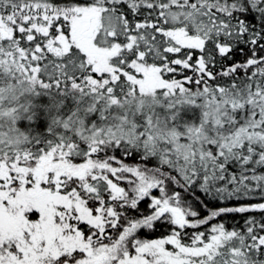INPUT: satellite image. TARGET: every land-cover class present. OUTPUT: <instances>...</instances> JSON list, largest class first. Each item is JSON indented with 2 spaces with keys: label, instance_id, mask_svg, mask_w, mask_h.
Returning <instances> with one entry per match:
<instances>
[{
  "label": "snow or ice",
  "instance_id": "1",
  "mask_svg": "<svg viewBox=\"0 0 264 264\" xmlns=\"http://www.w3.org/2000/svg\"><path fill=\"white\" fill-rule=\"evenodd\" d=\"M0 264H264V0H0Z\"/></svg>",
  "mask_w": 264,
  "mask_h": 264
},
{
  "label": "trees",
  "instance_id": "2",
  "mask_svg": "<svg viewBox=\"0 0 264 264\" xmlns=\"http://www.w3.org/2000/svg\"><path fill=\"white\" fill-rule=\"evenodd\" d=\"M237 219H239V218H237Z\"/></svg>",
  "mask_w": 264,
  "mask_h": 264
}]
</instances>
